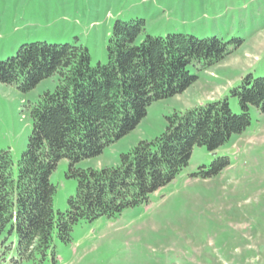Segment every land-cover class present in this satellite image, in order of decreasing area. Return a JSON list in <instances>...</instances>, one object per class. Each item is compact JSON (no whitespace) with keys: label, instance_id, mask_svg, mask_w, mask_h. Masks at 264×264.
<instances>
[{"label":"rangeland","instance_id":"1","mask_svg":"<svg viewBox=\"0 0 264 264\" xmlns=\"http://www.w3.org/2000/svg\"><path fill=\"white\" fill-rule=\"evenodd\" d=\"M143 19L146 34L217 36L234 46L217 65L198 70V81L183 94L152 103L129 134L103 153L76 164L78 168L116 166L121 154L141 140L159 136L167 116L207 101L229 97L235 113L242 108L230 90L251 73L264 76V0H0V59L24 43L78 41L91 62L107 60V44L117 20ZM56 77L22 92L0 83V149L17 161L31 131L29 106ZM220 156L231 164L204 177ZM62 159L51 181L55 209L65 211L78 181L68 177ZM56 257L19 264H264V113L251 108V124L230 142L209 151L196 146L189 164L148 199L114 216L75 224L70 241L54 237ZM12 255L0 264H13Z\"/></svg>","mask_w":264,"mask_h":264},{"label":"trees","instance_id":"2","mask_svg":"<svg viewBox=\"0 0 264 264\" xmlns=\"http://www.w3.org/2000/svg\"><path fill=\"white\" fill-rule=\"evenodd\" d=\"M144 31L143 19L117 20L107 60L96 65L78 41L24 43L0 59V83L22 92L57 80L29 106L31 131L17 161L10 150L0 149V260L11 253L13 264L50 254L55 260L54 237L68 242L78 222L145 202L189 164L196 146L214 152L247 130L252 107L264 113V76L249 73L230 90L241 113L231 109L228 96L207 101L167 116L159 136L139 141L116 166L76 167L133 131L152 103L195 84L198 75L190 67L209 69L244 41L232 46L217 36L185 33L146 34L138 41ZM62 159L69 161L68 177L78 181L65 211L54 208L51 181ZM230 164L228 156H220L210 170L196 174L216 175Z\"/></svg>","mask_w":264,"mask_h":264}]
</instances>
